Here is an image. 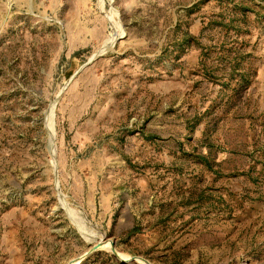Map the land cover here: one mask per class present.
<instances>
[{"label":"rangeland","instance_id":"obj_1","mask_svg":"<svg viewBox=\"0 0 264 264\" xmlns=\"http://www.w3.org/2000/svg\"><path fill=\"white\" fill-rule=\"evenodd\" d=\"M100 240L264 264V0H0V264Z\"/></svg>","mask_w":264,"mask_h":264},{"label":"crops","instance_id":"obj_2","mask_svg":"<svg viewBox=\"0 0 264 264\" xmlns=\"http://www.w3.org/2000/svg\"><path fill=\"white\" fill-rule=\"evenodd\" d=\"M92 239L93 238H91V237H87V240L85 239V241H91ZM103 247H101V248L97 249L96 251L88 254L87 256H85L82 259V261L77 262L76 264H79V263H81V264H102V257H103L102 255H103V252H100V251H102ZM86 252H84L82 255H80V256H78L76 258H73L70 262L72 263L77 258L82 257ZM118 258H120L122 261H126V260L130 259V257L125 259V258H123V256H118Z\"/></svg>","mask_w":264,"mask_h":264},{"label":"water","instance_id":"obj_3","mask_svg":"<svg viewBox=\"0 0 264 264\" xmlns=\"http://www.w3.org/2000/svg\"><path fill=\"white\" fill-rule=\"evenodd\" d=\"M97 55H100V54H96V55H94L88 62H87V64H89L93 59H95V57H97ZM84 67V66H83ZM82 67V68H83ZM81 68V69H82ZM81 69H79L74 75H76L79 71H81ZM105 245V243L104 242H102V240H100L97 244H95L90 250H88L81 258H79L78 260H76V261H74V263H77V262H79V261H81L85 256H87L88 254H90V253H92V252H94V251H96L97 249H99V248H101V247H103ZM111 249L114 251V252H116V250H115V247H114V245H113V243H111ZM118 255V254H117ZM119 256V255H118ZM136 259V258H135ZM139 260H142L143 262H145V264H151L150 262H148L147 260H145V259H143V258H138ZM74 263H72V264H74Z\"/></svg>","mask_w":264,"mask_h":264}]
</instances>
